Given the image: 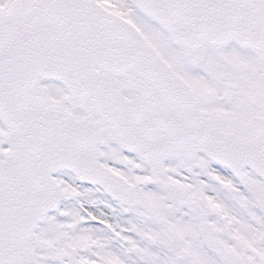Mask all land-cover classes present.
Segmentation results:
<instances>
[{
	"label": "snow or ice",
	"instance_id": "snow-or-ice-1",
	"mask_svg": "<svg viewBox=\"0 0 264 264\" xmlns=\"http://www.w3.org/2000/svg\"><path fill=\"white\" fill-rule=\"evenodd\" d=\"M0 264H264V0H0Z\"/></svg>",
	"mask_w": 264,
	"mask_h": 264
}]
</instances>
